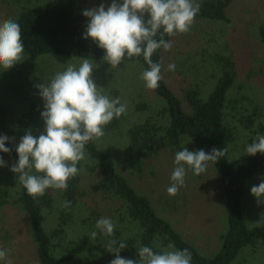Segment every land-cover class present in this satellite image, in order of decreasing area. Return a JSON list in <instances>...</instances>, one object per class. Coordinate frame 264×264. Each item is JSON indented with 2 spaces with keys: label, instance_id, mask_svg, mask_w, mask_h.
<instances>
[{
  "label": "rangeland",
  "instance_id": "1",
  "mask_svg": "<svg viewBox=\"0 0 264 264\" xmlns=\"http://www.w3.org/2000/svg\"><path fill=\"white\" fill-rule=\"evenodd\" d=\"M48 1L0 0V21L15 20L22 9ZM78 1L93 7H98L101 3L110 6L112 2ZM227 14V21L195 20L189 33L173 37L172 49L163 50V76L188 109L186 92L198 86L202 94L207 95L215 86L216 75L221 70L222 63L218 61V57H231L237 71L236 82L229 90L227 108V119L236 135V139L229 144L228 152L229 159L233 160L243 153L247 135L251 133L245 125L248 116L255 118L256 125L264 123V45L259 35V26L264 21V0H233ZM25 55L26 59L11 69L0 68V94L10 106L12 130L17 144L26 130L31 129L36 136L44 130V123L36 130L34 126L27 127L21 121L20 113L25 102L43 101L35 85L49 82L55 73L65 70L68 63L78 67L85 59L52 54L32 59L26 53ZM87 59L98 65L93 70V76L96 83L104 87L105 93L113 98L120 97L122 102L127 103V112L122 115V122L111 130L107 126L106 135L97 144L113 155L119 171L132 185L151 198L159 215L168 219L203 254L214 255L222 243L226 229V200L218 172L213 166H209L199 176L188 170L187 186L182 187L179 194L173 197L168 194L167 188L172 183L175 153L180 150L169 149L145 154L140 162L141 167L128 162V128L149 117L160 120L158 111L165 100L154 90L145 87V82L141 79L145 69L141 62L126 61L111 69L103 59ZM170 63L176 65L174 72L167 68ZM141 104L145 107L139 108ZM187 146L191 150L194 148L190 141H187ZM4 159L8 166L2 167L0 174L10 177L11 162L6 156ZM81 166L85 169L80 174L83 178L81 193L71 217L65 215L68 211L64 207L62 191L52 190L55 193V203L45 211V226L48 231L54 230L58 255L78 241L79 237H90L86 249L65 264H110L115 253L106 250L104 235L96 228L97 220L105 217L116 223L114 237L105 236L106 240L115 238L121 241L122 237L136 235L137 224L127 218L118 198H112L102 191L95 175L88 172L85 162ZM262 178L264 173L255 176L247 185L249 196L246 211L250 224L264 220V204H258L256 197L251 194V187L258 185ZM8 183L11 185L12 201L0 206V248L10 249L12 264H40L29 218L19 207L13 179L9 178ZM93 231L97 232L95 239L90 235ZM120 255L122 256V252ZM234 264H264V242L247 247Z\"/></svg>",
  "mask_w": 264,
  "mask_h": 264
},
{
  "label": "trees",
  "instance_id": "2",
  "mask_svg": "<svg viewBox=\"0 0 264 264\" xmlns=\"http://www.w3.org/2000/svg\"><path fill=\"white\" fill-rule=\"evenodd\" d=\"M232 1L199 0L201 10L195 20L227 21L229 19L227 9ZM91 8L94 7L82 4L78 0H49L44 4L22 9L15 21L22 28L25 53L32 59L46 54L102 59L104 50L92 43L91 39L83 38L88 18L82 13L83 10ZM259 35L264 45V21L259 26ZM153 59L163 65V49L158 50ZM133 61L141 62L144 69L148 68L142 56L128 60ZM218 61L222 63L221 70L216 75L215 86L207 95L204 96L198 86L190 88L185 96L189 105L186 109L182 99L163 78L160 87L154 90L165 100V104L158 111L161 119L149 117L134 123L127 130L129 137L127 161L137 167H141L140 162L145 154L153 152L182 150L183 147L190 151L203 149L206 152H211L213 148H227L223 158L216 164H210L219 174L221 190L226 200V229L222 243L214 255L203 254L168 219L159 215L151 198L139 192L119 171L111 153L100 148L97 142L86 146L89 162L85 165L88 172L95 175L103 192L112 198H118L127 218L137 224L136 235L131 234L118 241L125 242L128 246L121 250L124 258L137 259V248L140 246H149L160 252L172 243L177 249L187 248L192 253V264H234L247 247L264 242V224L248 223L246 211L249 196L247 185L255 176L264 173V155L260 153L255 156L247 155L246 147L254 141L257 134H264V123L256 125L255 118L248 116L245 125L251 133L247 135L244 151L233 160L229 159V144L236 139V135L227 119V108L229 90L236 82L237 71L231 57L219 56ZM43 105L44 102L38 100L25 102L20 113L25 126H34L36 130L40 128L39 125L44 123L41 120ZM141 105L139 108L145 107L144 104ZM11 115L9 104L0 94V134H6L10 138L14 137ZM122 118L123 116L114 119L108 125V129L116 128L122 122ZM187 141L193 144L192 150L187 146ZM15 144L18 145L16 140ZM6 146L12 148L11 154L0 152V156L3 158L6 156L12 166L18 160V153L11 140L6 142ZM9 178L14 181L19 207L29 218L40 264H65L86 249L90 237L84 235L64 253L60 255L56 253L54 230L48 231L45 226V211L51 209L55 203V193L52 189L47 190L43 197L34 200L19 184L15 173L12 172L10 177L0 174V206L12 201ZM82 181L83 178L78 175L69 181L68 189L62 191L61 195L65 201L71 202L70 208H66L68 212L65 215L68 217H71L72 209L80 197ZM104 239L107 245L110 239L106 240L105 236Z\"/></svg>",
  "mask_w": 264,
  "mask_h": 264
},
{
  "label": "clouds",
  "instance_id": "3",
  "mask_svg": "<svg viewBox=\"0 0 264 264\" xmlns=\"http://www.w3.org/2000/svg\"><path fill=\"white\" fill-rule=\"evenodd\" d=\"M200 10L199 0H112L110 6L101 3L83 10L82 14L88 18L83 38L91 39L104 50L102 59L111 69L142 56L148 68L142 72L141 79L147 89L155 90L164 77L163 65L153 59L154 54L161 49H172V41L165 37L189 33ZM25 59L20 24L12 19L0 21V68L11 69ZM97 67L85 58L78 67L68 63L49 82L35 85L44 101L41 118L45 126L38 136L28 129L16 145L14 137L0 134V152L11 154L12 148L6 146L10 140L15 145L18 160L10 170L34 200L43 197L49 189L67 190L69 181L85 171L81 163L89 162L86 146L100 141L106 135V127L127 112L126 102L120 97H110L96 83L93 70ZM167 68L174 72L176 65L170 63ZM226 152L227 148L206 152L190 151L187 147L176 152L168 194L174 197L187 186L188 170L199 176ZM246 152L252 156L264 155V134H257ZM7 166L0 156V167ZM251 194L258 204H264V178L251 187ZM70 204L65 201L64 207L70 208ZM261 223L264 220L257 225ZM115 227L110 218L101 217L96 222V228L106 237H114ZM90 235L95 239L97 232ZM127 247L125 242L110 239L106 250L115 253L110 264H192V253L187 248L177 249L172 243L160 252L140 246L135 260L120 255ZM9 252L10 249L0 248V264H12Z\"/></svg>",
  "mask_w": 264,
  "mask_h": 264
}]
</instances>
